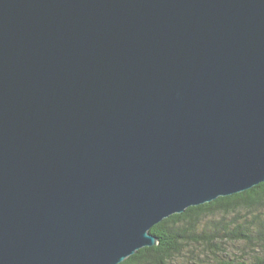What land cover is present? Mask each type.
Wrapping results in <instances>:
<instances>
[{
    "label": "water",
    "instance_id": "water-1",
    "mask_svg": "<svg viewBox=\"0 0 264 264\" xmlns=\"http://www.w3.org/2000/svg\"><path fill=\"white\" fill-rule=\"evenodd\" d=\"M264 182V0H0V264H120Z\"/></svg>",
    "mask_w": 264,
    "mask_h": 264
},
{
    "label": "trees",
    "instance_id": "trees-1",
    "mask_svg": "<svg viewBox=\"0 0 264 264\" xmlns=\"http://www.w3.org/2000/svg\"><path fill=\"white\" fill-rule=\"evenodd\" d=\"M150 233L157 245L120 264H264V182L172 215Z\"/></svg>",
    "mask_w": 264,
    "mask_h": 264
}]
</instances>
